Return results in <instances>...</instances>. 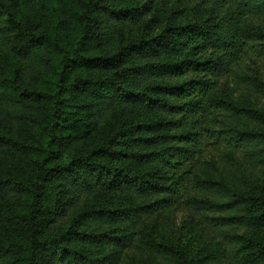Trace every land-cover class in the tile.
<instances>
[{"label":"trees","instance_id":"obj_1","mask_svg":"<svg viewBox=\"0 0 264 264\" xmlns=\"http://www.w3.org/2000/svg\"><path fill=\"white\" fill-rule=\"evenodd\" d=\"M248 59L264 0H0V264H264Z\"/></svg>","mask_w":264,"mask_h":264},{"label":"rangeland","instance_id":"obj_2","mask_svg":"<svg viewBox=\"0 0 264 264\" xmlns=\"http://www.w3.org/2000/svg\"><path fill=\"white\" fill-rule=\"evenodd\" d=\"M193 21H198L201 19L195 13H192L190 17ZM246 71L250 74H258L260 78L264 80V63L260 60H247L245 63ZM238 84L234 82L233 78L223 79L221 82V89L223 93H228V95H235L236 98L239 97L240 93L238 92ZM209 159L212 156H217L216 151L210 150ZM220 155V150H219ZM254 188L264 195V176L256 183ZM190 220V221H189ZM192 223V224H191ZM203 226L198 221L191 220L188 217V214L184 210H179L173 212L171 215V220L167 222L166 226L161 231V240L167 241L170 237H173L176 240L177 248L179 250L189 249L190 252L194 255L199 250L201 242L204 239H207L208 233L203 234Z\"/></svg>","mask_w":264,"mask_h":264}]
</instances>
